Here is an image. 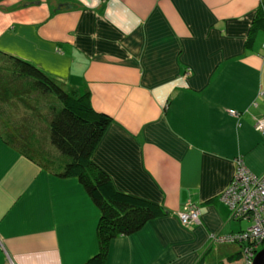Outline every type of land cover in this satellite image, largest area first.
<instances>
[{"label": "crops", "instance_id": "crops-1", "mask_svg": "<svg viewBox=\"0 0 264 264\" xmlns=\"http://www.w3.org/2000/svg\"><path fill=\"white\" fill-rule=\"evenodd\" d=\"M261 0H0V57L27 61L112 120L92 159L117 190L166 214L110 242L104 264H246L244 229L221 199L238 158L264 172ZM235 110L236 114H231ZM32 122L61 158L47 120L0 115V264H84L99 252L100 209L77 177H59L7 143ZM200 216L183 224L188 204Z\"/></svg>", "mask_w": 264, "mask_h": 264}, {"label": "trees", "instance_id": "trees-1", "mask_svg": "<svg viewBox=\"0 0 264 264\" xmlns=\"http://www.w3.org/2000/svg\"><path fill=\"white\" fill-rule=\"evenodd\" d=\"M259 29H264V0L257 10L252 36ZM20 105L34 117L47 120L50 142L61 158L41 150L32 122L20 124L8 118L5 141L57 176L77 177L100 209V249L84 264H104L113 238L130 235L150 219L166 214L154 202L117 190L108 173L92 159L112 118L94 109L89 93L71 92L33 64L11 55L1 56L0 115Z\"/></svg>", "mask_w": 264, "mask_h": 264}, {"label": "built area", "instance_id": "built-area-1", "mask_svg": "<svg viewBox=\"0 0 264 264\" xmlns=\"http://www.w3.org/2000/svg\"><path fill=\"white\" fill-rule=\"evenodd\" d=\"M230 113L237 115L235 110H230ZM256 128L264 133V119L256 122ZM221 199L228 204L232 218L246 220L248 224L237 232L215 234L214 240L240 243L246 264H252L256 253L264 245V172L252 171L243 158H238L236 170ZM179 215L181 222L188 224L200 216V210L190 203Z\"/></svg>", "mask_w": 264, "mask_h": 264}, {"label": "water", "instance_id": "water-1", "mask_svg": "<svg viewBox=\"0 0 264 264\" xmlns=\"http://www.w3.org/2000/svg\"><path fill=\"white\" fill-rule=\"evenodd\" d=\"M252 264H264V248L257 252Z\"/></svg>", "mask_w": 264, "mask_h": 264}, {"label": "rangeland", "instance_id": "rangeland-1", "mask_svg": "<svg viewBox=\"0 0 264 264\" xmlns=\"http://www.w3.org/2000/svg\"><path fill=\"white\" fill-rule=\"evenodd\" d=\"M257 129V128H256ZM258 130V129H257ZM179 218H180V215H179ZM181 220V219H180ZM228 243V242H227ZM232 243V242H231ZM236 244H238V243H236ZM262 244H264V242L262 243ZM264 248V245L261 247V249H263ZM260 251V250H259ZM258 251V252H259ZM257 254V253H256ZM256 256V255H255ZM246 262V261H245Z\"/></svg>", "mask_w": 264, "mask_h": 264}, {"label": "bare ground", "instance_id": "bare-ground-1", "mask_svg": "<svg viewBox=\"0 0 264 264\" xmlns=\"http://www.w3.org/2000/svg\"><path fill=\"white\" fill-rule=\"evenodd\" d=\"M226 234H229V233H226ZM222 235H224V234H222ZM216 241H218V240H216ZM220 242H228V241H220ZM231 243V242H230ZM232 243H235V242H232ZM238 244H240V243H238ZM240 246L242 247V245L240 244Z\"/></svg>", "mask_w": 264, "mask_h": 264}]
</instances>
